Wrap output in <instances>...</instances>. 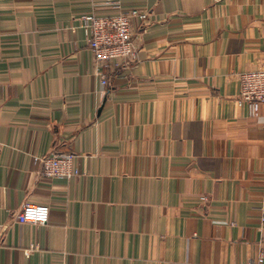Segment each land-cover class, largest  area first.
<instances>
[{
	"label": "crops",
	"instance_id": "obj_1",
	"mask_svg": "<svg viewBox=\"0 0 264 264\" xmlns=\"http://www.w3.org/2000/svg\"><path fill=\"white\" fill-rule=\"evenodd\" d=\"M117 7L120 9L118 10ZM148 12L101 85L81 18ZM264 0H0V264H249L264 233ZM75 154L79 176H36ZM26 204L45 225L19 224Z\"/></svg>",
	"mask_w": 264,
	"mask_h": 264
},
{
	"label": "built area",
	"instance_id": "obj_2",
	"mask_svg": "<svg viewBox=\"0 0 264 264\" xmlns=\"http://www.w3.org/2000/svg\"><path fill=\"white\" fill-rule=\"evenodd\" d=\"M117 9L119 10L120 7ZM141 22L144 26L149 21L148 12L132 10L119 11L116 15L97 16L90 14L81 20V28L86 37V43L94 57L100 83L104 87L111 84V76L118 71L127 70L137 59V46L134 39V24ZM238 101L245 107L250 118H258L264 107V68L238 74ZM75 154L55 153L34 158L38 166L36 176L46 180L70 179L79 176L74 169ZM50 209L45 206L26 204L18 212L16 221L19 224L45 225L48 223ZM259 230L264 233V208ZM7 228L0 226V253L3 245H7ZM249 264H264V242L260 245V254L256 262Z\"/></svg>",
	"mask_w": 264,
	"mask_h": 264
},
{
	"label": "rangeland",
	"instance_id": "obj_3",
	"mask_svg": "<svg viewBox=\"0 0 264 264\" xmlns=\"http://www.w3.org/2000/svg\"><path fill=\"white\" fill-rule=\"evenodd\" d=\"M90 14H93V13H90ZM90 14H87V15H90ZM87 15H85V16H87ZM94 15H95V14H94ZM83 17H84V16H83ZM83 17H82V18H83ZM82 18H81V20H82ZM80 26H81V22H80ZM80 28H81V27H80ZM81 29H82V28H81ZM35 157H37V156H35ZM35 157H33V161H34V158H35ZM34 164H35V162H34ZM35 165H36V164H35ZM33 225H34V224H33ZM37 225H39V224H37ZM6 236H7V233H6L5 237H6ZM7 247H8V245H3V249H2V251H4V249H6ZM2 251H1V252H2Z\"/></svg>",
	"mask_w": 264,
	"mask_h": 264
}]
</instances>
